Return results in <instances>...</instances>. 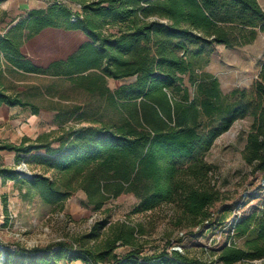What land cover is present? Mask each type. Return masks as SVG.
<instances>
[{
  "label": "trees",
  "instance_id": "trees-1",
  "mask_svg": "<svg viewBox=\"0 0 264 264\" xmlns=\"http://www.w3.org/2000/svg\"><path fill=\"white\" fill-rule=\"evenodd\" d=\"M48 28L80 31L90 41L43 70L24 59L21 38ZM15 30L19 35H0V51L16 68L68 77L101 110L88 118L90 126L63 129L66 137L55 140L61 143L57 149L50 135L0 146V151L14 152L18 162L30 156L44 171L28 177L0 169V176L28 186L27 198L37 196L55 206L83 191L88 206L100 211L110 200L132 194L139 200L136 214L168 206L177 226L192 230L207 223L213 229L211 209L222 197L205 157L221 135L246 118L252 125L243 159L264 184V65L250 89L229 94L205 71L217 47H245L264 33L258 0H55L46 10H33ZM108 79L133 81L113 91ZM2 104L32 108L34 114L40 110L0 89ZM81 110L76 107L69 116ZM56 118L63 123L72 117ZM41 150L46 154H35ZM232 229V241L220 249L219 262L264 260V209L236 219ZM145 234L142 225L119 223L101 242L96 229L77 241L78 247L60 242L8 249L4 263L201 264L167 249L143 255L140 237ZM91 239L96 240L93 245ZM236 239L243 244L236 245ZM120 246L129 249L123 256L116 254Z\"/></svg>",
  "mask_w": 264,
  "mask_h": 264
},
{
  "label": "rangeland",
  "instance_id": "rangeland-1",
  "mask_svg": "<svg viewBox=\"0 0 264 264\" xmlns=\"http://www.w3.org/2000/svg\"><path fill=\"white\" fill-rule=\"evenodd\" d=\"M12 1H17L16 5L19 6L10 8L4 4ZM53 1L55 0L3 2L0 5V35L5 36L11 32L12 36L16 33L19 35V31H13L15 26L26 20L33 10H46ZM261 3L264 6V0H261ZM21 40V53L24 59L43 70H47L59 60L67 59L77 52L83 43L90 41L83 32L55 28L45 29L33 38H28L26 32ZM263 65L264 33H261L253 44L245 47L236 49L217 47L205 71L219 80L224 94H229L237 88L250 89L258 79ZM52 73H26L16 68L9 57L0 51V89L9 95L30 101L40 109L39 114L49 115L50 118L43 119L42 134L35 139L50 135L48 140L52 147L57 149L61 143L55 140L61 136L66 137L63 129L88 127L91 125L88 118L99 115L98 112L101 110L92 105L93 100L90 97L73 87L71 79L54 78ZM132 81L133 79L121 81L108 79V87L114 91ZM185 83L191 88L188 78L185 79ZM191 92L193 93V90ZM76 107H82V110L75 116H69ZM58 114L62 115V120H65V117L72 118L63 123L58 122L56 118ZM81 116L82 120L79 118ZM251 125L250 118L236 122L228 132L215 141L205 157L207 163L213 167L212 183L222 197L211 209L213 223L217 228L211 229L207 223L201 229L192 230L184 229L182 225L177 226L178 221L173 219L172 207L168 206L153 212L136 214L134 211L139 200L132 194L110 200L100 211L88 206L83 191L76 193L63 205H46L37 196L27 198L28 186L17 182L15 188H20L21 192L15 200L14 210L17 217L11 216L9 220L5 216L0 217V223L2 222L0 243L12 250L46 248L60 242L74 243L75 247H78L77 241H82L96 229L99 234L97 241L101 242L109 235L111 226L128 223L133 226L142 225L146 232L140 237L143 255H154L167 249L168 252L178 251L188 259L201 264H222L218 260V253L225 244L232 241L233 222L264 209V184L261 178L251 174V167L243 159ZM35 154L45 155L46 151L41 150ZM10 160L19 174L18 169L23 165L27 167L26 173L31 175L44 172L34 165L30 156L27 160L20 159L18 162L14 152L3 151L0 155V165ZM95 242V239L90 240L92 245ZM235 244L241 246L243 241L236 239ZM128 250L127 247L120 246L116 254L123 256ZM237 264H264V260Z\"/></svg>",
  "mask_w": 264,
  "mask_h": 264
},
{
  "label": "crops",
  "instance_id": "crops-1",
  "mask_svg": "<svg viewBox=\"0 0 264 264\" xmlns=\"http://www.w3.org/2000/svg\"><path fill=\"white\" fill-rule=\"evenodd\" d=\"M258 1L264 9L261 0ZM16 3L17 1H12L4 4H6V7L15 8L19 6ZM47 118H50L48 114H34L30 108L11 107L2 104L0 106V143L2 145H20L25 138L35 141V137L42 134L43 119L46 120ZM3 151L6 150H1L0 155ZM0 169L15 170L11 160L4 165H0ZM16 183L17 181L15 180L0 176V217L5 216L8 220L11 216L17 217V212L14 210L16 207L15 200L21 192L20 188H15ZM1 223L0 226L2 225ZM6 247L7 250L11 249L8 246ZM2 263H4V259H2V252L0 251V264Z\"/></svg>",
  "mask_w": 264,
  "mask_h": 264
},
{
  "label": "water",
  "instance_id": "water-1",
  "mask_svg": "<svg viewBox=\"0 0 264 264\" xmlns=\"http://www.w3.org/2000/svg\"><path fill=\"white\" fill-rule=\"evenodd\" d=\"M23 167H24L25 169H23ZM23 167L18 169L19 172H20V175H21V176H30V177H31V176H32L31 174L26 173V170H27L26 165H23ZM5 256H6L5 252L2 253V258H3V259H5Z\"/></svg>",
  "mask_w": 264,
  "mask_h": 264
},
{
  "label": "built area",
  "instance_id": "built-area-1",
  "mask_svg": "<svg viewBox=\"0 0 264 264\" xmlns=\"http://www.w3.org/2000/svg\"><path fill=\"white\" fill-rule=\"evenodd\" d=\"M7 250V247L5 246V245H3V244H1L0 243V251L2 252V253H4L5 251ZM12 250V249H11ZM15 250V249H14ZM14 250H12V251H14ZM3 259V258H2Z\"/></svg>",
  "mask_w": 264,
  "mask_h": 264
}]
</instances>
